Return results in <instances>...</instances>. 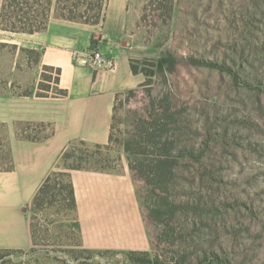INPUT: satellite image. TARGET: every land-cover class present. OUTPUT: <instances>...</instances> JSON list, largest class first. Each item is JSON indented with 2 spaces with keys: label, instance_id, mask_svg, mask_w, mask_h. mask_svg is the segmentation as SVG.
I'll list each match as a JSON object with an SVG mask.
<instances>
[{
  "label": "rangeland",
  "instance_id": "374dc122",
  "mask_svg": "<svg viewBox=\"0 0 264 264\" xmlns=\"http://www.w3.org/2000/svg\"><path fill=\"white\" fill-rule=\"evenodd\" d=\"M127 31L144 50V81L120 96L100 158L133 175L129 236L122 248L87 250L63 190L32 218L36 251L21 262L136 264L130 253H148L159 264H264V0H128ZM17 60L16 78L37 73Z\"/></svg>",
  "mask_w": 264,
  "mask_h": 264
},
{
  "label": "crops",
  "instance_id": "0c3cea01",
  "mask_svg": "<svg viewBox=\"0 0 264 264\" xmlns=\"http://www.w3.org/2000/svg\"><path fill=\"white\" fill-rule=\"evenodd\" d=\"M127 26L128 0H107L99 24L52 16L46 29L33 33L0 29V74L7 69V77H0V125L12 153V164L0 169V249L32 248L34 196L70 143L110 142L118 96L144 81L131 64L145 53L130 43ZM92 49H100L114 66L94 70L74 59V52ZM26 52L36 61L25 60ZM19 58L22 71L36 64L37 73L16 78ZM46 66L61 70L59 87L66 96L37 95ZM29 122L49 124L53 133L42 141L20 139L21 125ZM71 175L84 246L122 248V236H129L128 217L136 208L129 203L136 195L132 173L74 170Z\"/></svg>",
  "mask_w": 264,
  "mask_h": 264
},
{
  "label": "trees",
  "instance_id": "16d2710c",
  "mask_svg": "<svg viewBox=\"0 0 264 264\" xmlns=\"http://www.w3.org/2000/svg\"><path fill=\"white\" fill-rule=\"evenodd\" d=\"M107 0H0V29L10 32H27L33 33L46 29L52 16L82 22L86 24H99L104 19V12L106 9ZM132 60V70L134 73H139V65ZM157 69L163 70L164 59L160 58L156 64H153ZM42 73V79L39 84L38 96H66L67 91L59 87L60 69H54L53 67L46 66ZM55 71L56 77L52 74H48ZM143 85V84H142ZM137 89L129 90L126 92L129 95L135 94ZM50 92H53L50 94ZM30 92H25L29 94ZM119 96L114 108V120L116 118L115 112L119 101ZM3 128L2 125H0ZM114 128V123L112 130ZM53 133L52 127L49 124L43 122H29L21 125V131L18 134L20 139H27L32 141H42L49 137ZM161 134L158 132L149 133V139L151 141H158ZM113 134L111 133L110 142L112 141ZM154 142V141H153ZM107 145H93L83 140L73 141L66 148V150L60 156L58 161L59 165H64L63 170H57L56 167L45 178L44 182L38 189L32 202L33 215L42 211L46 204H51L56 200L58 195H61L63 190L67 191L66 199L68 201V207L71 212L76 214V220L74 226L77 228L81 235V225L77 216V200L75 187L72 181V171L74 170H87V171H99V172H115L108 166L104 165V161L100 158V150L106 148ZM6 158L8 165L12 164V153L8 142V150ZM168 163L161 164L162 167H167ZM131 169L136 168L131 165ZM160 167H158L159 169ZM2 169V168H0ZM155 171V170H153ZM143 172V171H142ZM146 182L151 184L153 181L149 176H143ZM169 175L170 169L167 170ZM64 179H66L64 181ZM32 229V242L33 246L29 250L22 249H0V262L4 264H14L12 257H17L20 260L18 264H23L26 257H31L36 251V239L33 229V219L31 220ZM82 238V235H81ZM82 241V239H81ZM83 244V241H82ZM88 250V248H87ZM90 251V250H89ZM133 261L136 264H159V262L151 259L148 253H145L147 257H138L135 253H130Z\"/></svg>",
  "mask_w": 264,
  "mask_h": 264
},
{
  "label": "built area",
  "instance_id": "2783aa9c",
  "mask_svg": "<svg viewBox=\"0 0 264 264\" xmlns=\"http://www.w3.org/2000/svg\"><path fill=\"white\" fill-rule=\"evenodd\" d=\"M74 59L82 66L101 70L114 66L112 59L105 56L100 49H92L89 52H74Z\"/></svg>",
  "mask_w": 264,
  "mask_h": 264
}]
</instances>
